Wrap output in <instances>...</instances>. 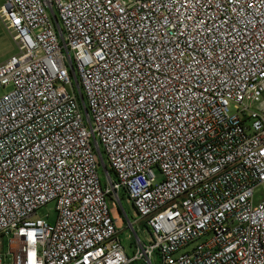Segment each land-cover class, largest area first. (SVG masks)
<instances>
[{
	"label": "built area",
	"instance_id": "2783aa9c",
	"mask_svg": "<svg viewBox=\"0 0 264 264\" xmlns=\"http://www.w3.org/2000/svg\"><path fill=\"white\" fill-rule=\"evenodd\" d=\"M0 24V264H264V0H4Z\"/></svg>",
	"mask_w": 264,
	"mask_h": 264
},
{
	"label": "rangeland",
	"instance_id": "374dc122",
	"mask_svg": "<svg viewBox=\"0 0 264 264\" xmlns=\"http://www.w3.org/2000/svg\"><path fill=\"white\" fill-rule=\"evenodd\" d=\"M4 4V0H0V6ZM17 52L15 45L13 44L11 38L6 33L2 25L0 24V63L5 61L10 56L14 55ZM5 91H0V95ZM154 173L158 180L161 179V174L154 169ZM99 174L101 182H104V171L101 167L99 169ZM264 199V184L257 187L254 191V203H258L259 200ZM111 210L118 213L119 220L117 221V226L119 228V238L124 246V248L129 252L132 247V244L135 242L134 232L129 228L127 220L130 222L134 219V211L130 203L127 201L125 193L120 194V203H117L115 199L110 198L108 200ZM56 211L54 203H49L39 209L36 212L35 219L45 220L48 223H53L56 219ZM116 215V214H115ZM134 231L138 234V237L143 239V236L146 235L145 229L142 223H138L134 226ZM7 239L5 237H0V254L6 253L7 250ZM158 260H153V264H158ZM141 264V263H135Z\"/></svg>",
	"mask_w": 264,
	"mask_h": 264
}]
</instances>
